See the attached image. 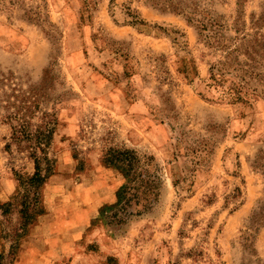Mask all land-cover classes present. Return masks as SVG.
Here are the masks:
<instances>
[{
    "label": "rangeland",
    "instance_id": "1",
    "mask_svg": "<svg viewBox=\"0 0 264 264\" xmlns=\"http://www.w3.org/2000/svg\"><path fill=\"white\" fill-rule=\"evenodd\" d=\"M172 1L229 24L240 12L249 31L264 11V0ZM219 58L185 15L151 0H0V178L31 170L12 126L47 109L59 118L46 213L13 264H264V225L243 244L264 201V98L200 95ZM190 60L193 80L178 71ZM110 146L152 156L163 180L159 201L122 222L105 210L123 183L102 162ZM190 148L209 153L197 163ZM8 245L0 238V253Z\"/></svg>",
    "mask_w": 264,
    "mask_h": 264
},
{
    "label": "trees",
    "instance_id": "2",
    "mask_svg": "<svg viewBox=\"0 0 264 264\" xmlns=\"http://www.w3.org/2000/svg\"><path fill=\"white\" fill-rule=\"evenodd\" d=\"M151 1L163 11L170 10L185 15L188 23L196 27L204 43L220 52V58L210 64L200 95L207 97L210 93L217 92V99L234 103H247L254 96L264 98V11L258 18L251 19L252 31H249L247 21L240 12L229 24L221 14H216L207 6H186V9L172 0ZM178 71L188 80L198 76L194 60L182 63ZM58 124L57 112L47 109L43 112L42 123L34 124L23 119L18 127L12 126V138L16 140L21 152H28L31 170L15 171L13 179L17 188L14 198L0 202L4 221L11 223L12 214L16 215L17 220L13 228H6L0 220V238L9 241L7 251L0 253V264H13L16 261L23 241L38 218L46 213L43 189L56 172V158L51 155L50 149ZM31 126L35 127L31 129ZM21 142L27 143L24 149L20 146ZM190 150L196 154L197 163L205 160L209 153L208 149L200 155L197 152L202 149ZM74 157L78 158L76 152ZM153 160L152 156H142L137 150L127 146H110L103 151L104 165L123 176L117 201L105 208L107 214L117 222H122L128 216L141 215L159 201L163 180L157 170L150 169ZM254 166L264 169L263 150L256 155ZM262 225L264 201L250 217L248 230L243 236L245 246H251L254 233Z\"/></svg>",
    "mask_w": 264,
    "mask_h": 264
},
{
    "label": "crops",
    "instance_id": "3",
    "mask_svg": "<svg viewBox=\"0 0 264 264\" xmlns=\"http://www.w3.org/2000/svg\"><path fill=\"white\" fill-rule=\"evenodd\" d=\"M16 183L10 176L0 178V202H4L15 192Z\"/></svg>",
    "mask_w": 264,
    "mask_h": 264
}]
</instances>
